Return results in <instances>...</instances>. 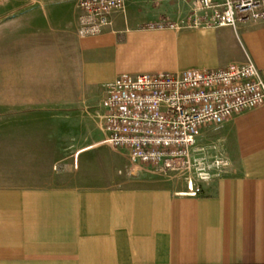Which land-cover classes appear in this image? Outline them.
<instances>
[{"label": "crops", "instance_id": "crops-1", "mask_svg": "<svg viewBox=\"0 0 264 264\" xmlns=\"http://www.w3.org/2000/svg\"><path fill=\"white\" fill-rule=\"evenodd\" d=\"M76 1L31 0L19 12L36 16L33 38L64 41L84 95L103 98L121 75L220 70L247 58L264 79V22L176 30L168 25L193 0H125L101 35L80 38ZM207 129L212 154L229 164L196 197L186 184L0 187V264H264V107Z\"/></svg>", "mask_w": 264, "mask_h": 264}, {"label": "rangeland", "instance_id": "rangeland-1", "mask_svg": "<svg viewBox=\"0 0 264 264\" xmlns=\"http://www.w3.org/2000/svg\"><path fill=\"white\" fill-rule=\"evenodd\" d=\"M15 2L0 0V187L185 185V175L132 167L102 144L100 91L80 93L64 41L33 38L36 16L19 12L33 4L21 0L17 10ZM207 131L196 146L220 160Z\"/></svg>", "mask_w": 264, "mask_h": 264}, {"label": "built area", "instance_id": "built-area-1", "mask_svg": "<svg viewBox=\"0 0 264 264\" xmlns=\"http://www.w3.org/2000/svg\"><path fill=\"white\" fill-rule=\"evenodd\" d=\"M76 9L78 36L96 37L111 26L113 14L124 12L125 0H77ZM262 22L264 0H193L189 15L168 27L236 29ZM102 104L105 146L125 152L132 167L185 175V194L196 197L201 184L219 177L227 165L224 158L209 162L196 136L264 107V79L248 58L220 70L121 75L105 85Z\"/></svg>", "mask_w": 264, "mask_h": 264}]
</instances>
